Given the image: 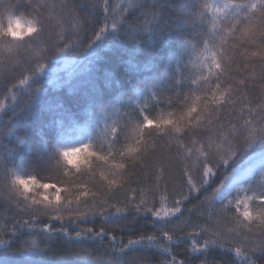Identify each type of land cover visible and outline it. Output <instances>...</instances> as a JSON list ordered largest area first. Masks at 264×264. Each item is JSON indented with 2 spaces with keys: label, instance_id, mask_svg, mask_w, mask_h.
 <instances>
[{
  "label": "snow or ice",
  "instance_id": "1",
  "mask_svg": "<svg viewBox=\"0 0 264 264\" xmlns=\"http://www.w3.org/2000/svg\"><path fill=\"white\" fill-rule=\"evenodd\" d=\"M134 2L135 0H128L127 6L123 4L119 6L121 19L123 12ZM88 3L105 13L111 8L114 13L111 17V27H117L116 6H110L109 0L102 2L88 0ZM34 8L41 17V26L36 35L41 42V48L36 50L35 64L30 68L23 67L16 59L12 67L6 68L4 63L0 62V80L4 79L8 72L19 67L21 78L18 83L27 85L28 80L24 77V72L30 71L31 75H35L37 69L43 68L41 61L46 58L45 46L50 45L52 51L61 52L71 44V38L64 35L69 29L75 34L84 31L87 24L98 23L82 19L76 6L67 3L66 0H62L59 5L48 3L47 0H37ZM202 8L213 11V33L218 27L216 14L232 10L228 17L227 33L239 35L241 40L247 38L245 43L256 46L255 51L248 53V58H259L258 63L252 64L251 72L247 73L245 65L246 74L243 78L229 77L221 80V77L227 76L230 65L234 62L233 56H230L228 50L223 47L227 44V38L224 35L220 36V51L216 52L207 47L209 38L205 36L203 40V44L206 45L205 51L211 56V63L207 66L209 76H215L218 81L211 89V99H204L201 104V97L196 96L178 117L174 113H169L167 117H161L158 121H154L148 115H141L147 111L146 104L131 108L127 116L120 115L117 105L102 111L96 119L97 121L103 119L104 127L100 129L98 123L88 139L89 144L94 140L101 141L107 145L109 155L114 156L110 162L108 156L100 157L107 164L106 171L101 174L106 186V191L102 195L89 196L85 190L75 201H65L62 198L45 199L43 202L29 201L28 188L22 187L24 180L15 169H8L15 178L11 181L9 196L0 198V246H3L0 264H24L18 258V254L29 253L35 254L31 264H149L146 250L155 246L161 248L163 253L171 254L172 249L168 245L174 238L180 239L176 235L177 230L182 232L184 228L190 226L199 228L198 233H185V237L192 240V252H199L205 257L199 264H212L206 257L213 246L223 248L234 244L237 256L244 258L242 264H257V259L254 258L257 252L264 256V218H261L256 229L250 227L243 219L237 220L231 228L222 222V218L228 217L233 205L237 211L241 204L264 211V148L256 151L258 144L264 145V0L240 2L231 0L223 7L204 3ZM196 18L201 20L203 11L196 13ZM108 22L109 17L105 15L103 17L105 28ZM45 33H48L47 38ZM94 35L96 38L99 37L98 33ZM61 43L63 47L60 46ZM5 87L7 89L5 97L11 93V98L17 100L14 93L17 85H11L10 89L7 85ZM205 95L207 96V93ZM5 107V104L0 102V110H4ZM194 108L197 109L196 112L193 111ZM113 112L116 118L109 123V116ZM205 120L207 124L203 123ZM162 126H168L165 135L169 137V152L172 139H175L178 149L184 147L185 138L189 139L193 146L179 154L186 153L187 159L195 153L191 167L198 170L200 176L197 184L192 172L186 167L183 174L187 177L185 184L188 193H178L182 198L173 200L171 208L168 207L167 197L161 198L159 208L156 207L157 201L153 197L150 207L148 190L144 187L138 189L131 187L132 178L138 176L134 170L139 169L143 172L145 184L151 172L152 188L160 189L159 177L151 158L160 147L159 140L163 139V137L154 139V130H161ZM3 132L5 130L0 128V133ZM79 145L83 146L82 143ZM77 146L59 147L56 149V155L62 161L78 151ZM248 149H254L255 162L245 170L248 176L245 181L247 187L242 186L237 191H252L254 199L259 203L251 205L249 204L251 198L237 196L233 199L231 193L226 191L236 175L228 174L229 165L238 154ZM10 152L11 150H6L7 156H10ZM116 156L119 158L116 159ZM4 161L5 150L0 149V168L4 166ZM221 169L224 170L223 173L220 172ZM257 169L258 179L254 175ZM218 173H221L223 178L213 188ZM136 182L140 183L139 180ZM51 187L55 188L54 185ZM209 188L212 189L211 194L205 195L200 202L209 205L206 212H200V216L206 215L207 218L204 223H194L191 216H185V212L193 211L198 205H193L187 210L183 205L190 198H196L192 197L193 192H207ZM121 193L123 199L119 198ZM131 193L136 195H130ZM218 197L219 207H216ZM148 216L155 217L152 225L159 229L164 244L158 242L156 235H141L138 239H128L126 243L123 239L117 241L113 233L121 228V225L127 229L129 223H134L138 217L146 219ZM129 217H132L131 221ZM97 218L99 224L96 222ZM6 219L12 221L11 225L4 223ZM257 232L259 235H256ZM5 236H8V239H5ZM197 236L205 237L202 244L195 239ZM17 243L22 247L13 248ZM93 252L97 254L93 255ZM162 264H191V261L186 258L177 262L176 257L172 256Z\"/></svg>",
  "mask_w": 264,
  "mask_h": 264
},
{
  "label": "trees",
  "instance_id": "2",
  "mask_svg": "<svg viewBox=\"0 0 264 264\" xmlns=\"http://www.w3.org/2000/svg\"><path fill=\"white\" fill-rule=\"evenodd\" d=\"M47 2L59 5L62 0H47ZM66 2L76 6L82 19L98 23L87 24L84 26V31L75 34L69 29L64 35L71 38V44L61 52L52 51L50 45L45 46L46 58L41 61L43 68L37 69L35 75H31L30 71L24 72V77L28 80L27 85L18 83L21 78L19 67L8 72L5 78L0 80V102L6 106L4 110H0V128L5 130L0 133V149L11 150L10 156L7 157L21 171L46 170L56 156V149L62 147L64 138L71 130L92 125L102 111L110 109L113 105L118 106L120 115L127 116L131 108L146 104L147 111L141 115H148L154 121H158L161 117H167L169 113H174L178 117L196 96L201 97V104L204 99H211V89L218 81L215 76H209L207 66L211 63V56L205 51L206 45L203 44L205 36L209 38L207 47L216 52L220 51V36L224 35L227 38V44L223 47L228 50L230 56H233L234 62L231 63L227 76L221 77V80L229 77L243 78L246 74L245 65H247V73H250L252 64L259 61L258 57L248 58V53L255 51L256 46L245 43L247 38L241 40L239 35L227 33L228 17L232 10L221 16L216 15L218 27L213 33V11L203 9L202 5L207 3L218 7L231 0H135L127 11L123 12L122 19L119 6L122 4L127 6L128 0H109L110 6H116L115 16L118 25L115 28L111 27V17L114 14L111 8L105 13L99 8L91 7L88 0H66ZM7 6V0H0V7ZM17 7L34 10L33 3H29V0H18ZM200 10L203 11L201 20L196 18V13ZM105 15L109 17L107 28L103 23ZM94 33H98L99 37L96 38ZM47 36L48 33H45V38ZM60 46L63 47V44L61 43ZM40 48L41 42L37 37L26 43L2 41L0 62H3L6 68H10L17 59L23 67L30 68L35 64L36 50ZM13 84L17 85L14 90L17 100L11 98V93L7 98L5 97L7 90L5 85L10 89ZM193 111L196 112L197 109L194 108ZM203 123L207 124V120ZM167 130L168 126H162L161 130H154L153 137L154 139L163 137L159 140L160 147L151 158L155 164L156 175L159 177L160 189L152 188L151 172L146 184L143 172L139 169L134 170L138 176L132 178L133 189L144 187L148 190L150 207L153 197L157 201V208L160 207L159 201L162 197H167L168 207L171 208L173 200L182 198L178 193H188L185 184L187 177L183 174L186 167L192 172L197 184L200 181L198 170L191 167L195 153L187 159L186 153L179 154L184 153L186 148L192 147V143L185 138L184 147L178 149L175 139H172L171 152H169V137L165 135ZM99 142L102 144L101 141ZM262 148L264 145L258 144L256 151L259 152ZM253 156L254 149L238 154L229 165L228 174H236ZM223 171L220 170L221 173ZM221 173H218L213 188L223 178ZM137 180L140 181L139 184ZM240 187H242L241 183L233 182L226 191L231 193L233 199L249 194V191L238 192L237 189ZM211 191L212 189L209 188L207 192H193L192 197L196 198H190L183 205L186 210L198 205L193 211L185 212V216H191L194 223L205 222L207 217L200 216V212H206L209 205L200 202L205 195H210ZM119 198L123 199V193ZM258 203L259 201H256V204ZM216 207H219V197ZM234 207L233 205L232 209ZM232 209L227 218H222L223 225L228 228L234 224L231 221ZM141 217H138L134 223H129L127 229L121 225V228L113 233L117 241L123 239L126 243L128 239H138L141 235H156L158 242L164 244L159 229L152 225L155 217L148 216L146 219ZM131 220L132 217H129V221ZM96 222L99 224V218ZM4 223L11 225L12 221L6 219ZM90 226L92 225H81V227ZM257 227L258 225H253L254 229ZM189 232L198 233L199 228L190 226L184 228L182 232L177 230L176 235L180 239L174 238L169 243L171 254L163 253L161 248L155 246L146 250L149 264H162L172 256L176 257L177 262L187 258L191 264H199V261L205 257L199 252H192V240L185 237V233ZM256 235L259 233L257 232ZM4 238L8 239V236ZM204 238L195 237L200 244L203 243ZM16 247L22 245L19 243L13 245V248ZM2 253L3 246H0V254ZM95 254L97 253L93 252V255ZM34 256V253L18 254V258L24 264H31ZM206 258L212 264H225V262L242 264L244 259L242 256H237L234 244L223 248L213 246L209 249ZM254 258L257 259V264H264V256L259 252Z\"/></svg>",
  "mask_w": 264,
  "mask_h": 264
},
{
  "label": "clouds",
  "instance_id": "3",
  "mask_svg": "<svg viewBox=\"0 0 264 264\" xmlns=\"http://www.w3.org/2000/svg\"><path fill=\"white\" fill-rule=\"evenodd\" d=\"M29 2L33 3L34 8L35 0H29ZM7 3V7H0V42L26 43L34 40L41 26V17L38 12L35 8L34 10H25L17 7L18 0H7ZM82 144L83 146H77L78 151L62 161L56 155L44 171H21L15 163L8 159L5 150L4 166L0 168V198L9 196L11 181L15 178L8 169H15V172L24 180L25 183L22 187L28 188L29 201L43 202L45 199L55 200L57 198L75 201L85 190L89 196L102 195L106 191V186L101 174L106 171L107 164L100 157L108 156L110 162L114 156L109 155L107 145L101 144L99 141L89 144V141L86 140ZM73 156L76 158L73 159ZM53 185L55 188L51 187ZM244 196L251 198L250 205L256 203L254 194H245L240 197ZM21 200L23 201V196H21ZM231 217H233V223L243 219L245 223L253 227L260 223L261 218H264V211L241 204L239 211L236 207L232 209Z\"/></svg>",
  "mask_w": 264,
  "mask_h": 264
},
{
  "label": "rangeland",
  "instance_id": "4",
  "mask_svg": "<svg viewBox=\"0 0 264 264\" xmlns=\"http://www.w3.org/2000/svg\"><path fill=\"white\" fill-rule=\"evenodd\" d=\"M218 7H223V6L219 5ZM227 11H229V10H226L225 12H222V13H218L216 15L221 16V15L225 14ZM114 118H116L115 112H113L112 115L109 116V123H111L112 119H114ZM98 123H99V128L103 129L104 120L101 119V120L97 121V119H96L95 122L90 126L84 125V126H80L77 129L71 130V132L64 138L62 147H71V146L79 145L80 143L85 142L86 140L89 139L90 135H92V132L94 131V129ZM75 158L76 157L73 156V159H75ZM254 162H255V158L253 156L237 171L236 175L233 177V182L241 183L243 187H247L245 181L248 179V176L245 173V170L250 165H252ZM254 175L258 179V176H259L258 169H257L256 173H254ZM252 194H253V192L249 191L248 195H252Z\"/></svg>",
  "mask_w": 264,
  "mask_h": 264
}]
</instances>
